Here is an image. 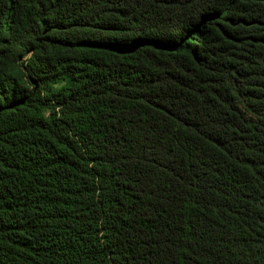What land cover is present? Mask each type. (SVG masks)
Returning <instances> with one entry per match:
<instances>
[{
    "label": "trees",
    "instance_id": "obj_1",
    "mask_svg": "<svg viewBox=\"0 0 264 264\" xmlns=\"http://www.w3.org/2000/svg\"><path fill=\"white\" fill-rule=\"evenodd\" d=\"M0 264H264V0H0Z\"/></svg>",
    "mask_w": 264,
    "mask_h": 264
}]
</instances>
